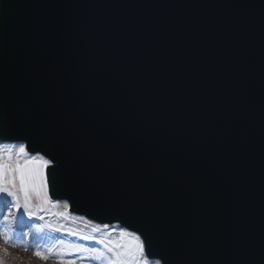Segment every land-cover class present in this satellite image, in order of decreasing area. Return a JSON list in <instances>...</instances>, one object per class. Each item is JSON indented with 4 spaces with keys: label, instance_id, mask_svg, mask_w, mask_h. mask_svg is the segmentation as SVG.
I'll return each mask as SVG.
<instances>
[{
    "label": "water",
    "instance_id": "95a60500",
    "mask_svg": "<svg viewBox=\"0 0 264 264\" xmlns=\"http://www.w3.org/2000/svg\"><path fill=\"white\" fill-rule=\"evenodd\" d=\"M0 126L165 264H264V0H0Z\"/></svg>",
    "mask_w": 264,
    "mask_h": 264
},
{
    "label": "snow or ice",
    "instance_id": "6c2138e0",
    "mask_svg": "<svg viewBox=\"0 0 264 264\" xmlns=\"http://www.w3.org/2000/svg\"><path fill=\"white\" fill-rule=\"evenodd\" d=\"M53 164L52 159L31 153L27 141L5 140L0 126V224L5 225L0 228V239L29 250L24 245V239L31 237L35 241L33 254L44 261L54 258L57 264H165L163 258L147 252L145 237L122 227L120 221L97 224L92 229L93 234L65 229L68 236L77 237L76 240H57L49 236L45 228L60 232L63 226L40 224L32 218L40 212L67 218L66 211L51 212L60 205L59 199L53 201L49 197L45 174V170ZM64 208H68L67 201ZM25 216L28 221H25ZM38 219L43 220L44 217L39 216ZM16 226L21 229L27 226L28 231H18ZM106 229L107 232L104 231ZM113 232H118V236H113ZM49 240L55 242L49 243ZM0 264H3L2 260Z\"/></svg>",
    "mask_w": 264,
    "mask_h": 264
},
{
    "label": "rangeland",
    "instance_id": "374dc122",
    "mask_svg": "<svg viewBox=\"0 0 264 264\" xmlns=\"http://www.w3.org/2000/svg\"><path fill=\"white\" fill-rule=\"evenodd\" d=\"M64 202L65 200H60V205L58 206V208L51 209V212L66 211L67 218L52 215L50 212L48 213L40 212L38 213V216L33 217L32 220H34L37 223L44 224V225L51 224L54 227H60L62 225L63 228H61L60 232H54L53 229L45 228V232L48 233L49 236L54 237L57 240L61 238H64L66 240H76L77 239V237L68 236L65 229H73V230L82 232L83 234H93L92 229L99 223L94 222L83 215H77V214L71 213L69 211V205L67 209L64 208ZM39 216H43L44 219L39 220L38 219ZM24 219L25 221L29 220L27 216H25ZM121 226L124 227L123 225ZM3 227H5V225L0 224V228H3ZM16 227L18 231H28L27 226H24L23 229H21L19 226H16ZM104 231L107 232L108 230L106 229ZM112 235L118 236V232H113ZM48 242L53 243L55 241L49 240ZM82 242L85 244L91 243V242H86V241H82ZM24 245L29 250H24L23 248L16 247L11 244L5 243L3 239H0V260L3 261V264H57V261L54 258H50L47 261H44V260L37 258L33 254L32 249L35 246V241L31 237H27L24 239ZM57 247L59 248L60 246L57 245Z\"/></svg>",
    "mask_w": 264,
    "mask_h": 264
}]
</instances>
